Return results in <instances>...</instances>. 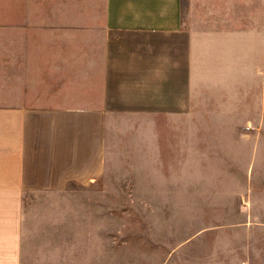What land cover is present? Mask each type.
<instances>
[{
    "label": "rangeland",
    "instance_id": "374dc122",
    "mask_svg": "<svg viewBox=\"0 0 264 264\" xmlns=\"http://www.w3.org/2000/svg\"><path fill=\"white\" fill-rule=\"evenodd\" d=\"M206 3L191 110L122 117L101 179L32 194L24 264H264V0Z\"/></svg>",
    "mask_w": 264,
    "mask_h": 264
},
{
    "label": "crops",
    "instance_id": "0c3cea01",
    "mask_svg": "<svg viewBox=\"0 0 264 264\" xmlns=\"http://www.w3.org/2000/svg\"><path fill=\"white\" fill-rule=\"evenodd\" d=\"M206 1L261 9V0H0V264H24L32 194L105 175L122 117L191 110L196 30L183 16L193 3L201 22Z\"/></svg>",
    "mask_w": 264,
    "mask_h": 264
}]
</instances>
